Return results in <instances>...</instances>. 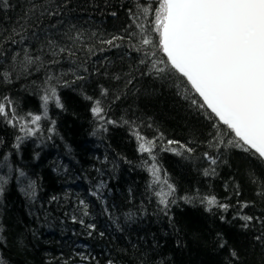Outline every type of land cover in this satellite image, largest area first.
Instances as JSON below:
<instances>
[{
	"label": "trees",
	"instance_id": "trees-1",
	"mask_svg": "<svg viewBox=\"0 0 264 264\" xmlns=\"http://www.w3.org/2000/svg\"><path fill=\"white\" fill-rule=\"evenodd\" d=\"M33 2L39 6L37 14H44L32 18L23 43L0 44V103H7L3 98L8 97L23 118L13 127L0 117L4 264H226L229 248L239 257L234 264H264V246L254 242L252 230L243 229L236 218L264 211V197L256 195L260 188L250 180V173L264 179V162L236 148L221 146L217 152L210 147L217 129L185 98L192 93L178 87L179 81L137 76L138 91L125 90L127 94L114 99L122 85L112 76L139 66L140 54L130 53L127 42L111 49L100 41L124 34L130 22L127 8L139 0H13L12 9L0 12V34L17 21L23 23L21 17ZM148 3L156 6V0ZM48 10L57 15H47ZM56 29L79 31L85 47L78 46L76 56L64 57L59 64L50 65L44 56L43 63L24 65L23 49L36 56L43 43L32 33L59 35ZM74 74L85 79L77 80ZM50 87H55L62 106L50 100L45 114L42 97ZM102 88L108 89L107 96ZM96 100L106 117L117 121L104 125L106 131L91 112ZM29 113L42 116L35 136L19 128L21 122L35 127ZM137 130L149 139L163 134L153 154L161 179L175 188L167 215L156 196L167 188L153 182L148 171L152 161L138 151ZM168 140L195 151H166L178 148ZM205 152L217 157L216 165L204 158ZM213 169V174H204ZM29 183H34L35 196L24 192ZM212 196L228 204V210L207 211L205 198ZM245 201L254 206L240 210ZM219 237L227 241L226 247H219Z\"/></svg>",
	"mask_w": 264,
	"mask_h": 264
},
{
	"label": "snow or ice",
	"instance_id": "snow-or-ice-1",
	"mask_svg": "<svg viewBox=\"0 0 264 264\" xmlns=\"http://www.w3.org/2000/svg\"><path fill=\"white\" fill-rule=\"evenodd\" d=\"M13 7V0H0V12H6ZM38 7L36 3H30L21 17L24 22L17 21L16 27L5 29L3 34H0V44L23 43V33L28 31L32 18L39 20L40 15L44 14H37ZM127 13L130 22L123 30L124 34L113 35L100 41L111 49L120 48L127 42L130 53L140 54L139 66L129 67L128 72L112 76V79L122 85L114 99L118 100L121 94H127L125 90L138 91L135 86L137 76L173 79L174 83L179 81L178 87L182 85L187 92L192 93L191 97L185 98L190 99L197 110L205 112L211 119V127L217 129L211 134L213 140L209 142L210 147L215 148L217 152L221 146L236 148L264 162V0H156L155 7L150 6L148 0H139V3L127 8ZM47 15L56 16L57 13L48 10ZM112 15L115 16L116 13L113 12ZM150 19L151 23L146 24L145 21ZM56 32L60 34H45L41 37L35 32L32 33L34 38L42 40L43 43L36 56H33L27 47L23 49L24 65L43 63L41 57L44 56L48 57L50 65L59 64L64 57L76 56L78 46L81 50L85 47L82 44L83 34L79 31L67 30L61 33L60 29H56ZM134 40L136 42H133ZM88 51L91 52V48H88ZM18 55L19 50L12 59L15 61ZM2 75L5 80L9 79L7 72ZM52 79V76L48 77L49 81ZM75 79L83 80L85 77L75 75ZM101 91L102 95H108L107 88H102ZM46 92L48 94L42 97L45 114L50 100L62 106L55 87L46 89ZM3 99L7 103H0V117L16 127V122L23 121V118L17 116L8 97ZM87 99L91 100L92 97ZM91 112L101 121V128L106 124H117V121L106 117L99 100L95 101ZM28 115L31 125L35 127L21 122L19 128L27 136H35L42 116L31 113ZM133 134L139 142L138 151L148 154L152 161L148 171L153 182L167 188L166 193L163 187L156 193L162 206L161 211L167 215L169 197L175 192V188L167 180L161 179V168L155 162L156 157L153 154L157 141L163 138V134L160 133L155 139L143 136L138 130ZM224 134H228L230 139H217ZM167 143L169 146L177 145L183 149V152L178 151V148L165 149L177 155L195 151L194 147L179 141L168 140ZM203 155L211 165L217 164L216 156L209 152ZM147 163L145 161L146 165ZM214 171L215 169L210 173L206 170L204 174L211 175ZM24 175L20 172V176ZM3 179L0 177V197L4 194ZM250 180L260 188L256 195L264 197V179L250 173ZM24 192L26 195L30 193L35 196L34 183H29ZM184 199L188 200V197ZM205 202L209 212L214 207L225 211L230 207L228 204L219 203L215 196L205 198ZM252 206L254 202L245 201L240 203V210ZM84 214L87 215V212ZM236 218L243 222V229L252 230L254 242L264 246V211L259 215L238 214ZM80 223L83 224V220ZM87 227L95 230L94 224ZM20 243L22 245L23 242ZM226 246L227 241L219 237V247ZM229 257L226 264H234V261L239 259L237 252L231 248ZM0 264H4L2 259Z\"/></svg>",
	"mask_w": 264,
	"mask_h": 264
}]
</instances>
